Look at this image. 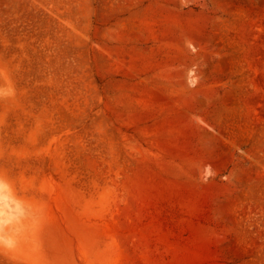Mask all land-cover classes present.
Listing matches in <instances>:
<instances>
[{
  "label": "rangeland",
  "instance_id": "rangeland-1",
  "mask_svg": "<svg viewBox=\"0 0 264 264\" xmlns=\"http://www.w3.org/2000/svg\"><path fill=\"white\" fill-rule=\"evenodd\" d=\"M0 264H264V0H0Z\"/></svg>",
  "mask_w": 264,
  "mask_h": 264
},
{
  "label": "bare ground",
  "instance_id": "bare-ground-1",
  "mask_svg": "<svg viewBox=\"0 0 264 264\" xmlns=\"http://www.w3.org/2000/svg\"><path fill=\"white\" fill-rule=\"evenodd\" d=\"M229 98V95H225V97L223 98V101L225 100V101H227V99Z\"/></svg>",
  "mask_w": 264,
  "mask_h": 264
}]
</instances>
